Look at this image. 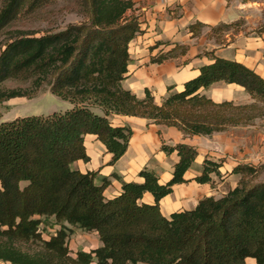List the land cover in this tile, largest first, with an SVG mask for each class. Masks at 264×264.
Returning a JSON list of instances; mask_svg holds the SVG:
<instances>
[{
  "label": "trees",
  "instance_id": "trees-1",
  "mask_svg": "<svg viewBox=\"0 0 264 264\" xmlns=\"http://www.w3.org/2000/svg\"><path fill=\"white\" fill-rule=\"evenodd\" d=\"M50 0H4L0 30L27 7ZM83 20L65 29L16 32L0 49V117L3 102L15 97L32 98L49 85L57 96L74 107L47 116L18 117L0 123V260L13 264H264V178L262 166L238 163L237 185L225 195L206 196L191 209L169 217L160 201L186 182L185 173L199 152L185 142L162 143L167 153L177 151L179 160L172 177L162 183L155 170L144 167L142 181H123L122 192L105 195L110 180L97 183V171L73 167L89 161L88 134L97 136L112 154L111 164L127 151L133 130L115 125L111 114L143 117L148 124L176 127L185 136L211 135L232 126L251 125L264 116V77L243 62L212 54L213 61L200 74L155 101L147 89L143 98L123 86L130 63V42L142 31L139 16L128 15L133 0H75ZM238 22L213 28L221 35ZM203 24L191 25L193 34ZM222 32V33H221ZM181 48V49H180ZM180 54L185 47L179 46ZM178 49L151 59L177 56ZM8 82L27 83L12 87ZM216 82L237 84L254 102L215 100L204 93ZM170 87L169 89H171ZM101 108L98 113L95 108ZM161 135V132H159ZM223 159L206 156L199 183L212 182L221 174ZM151 193L154 202L142 201ZM42 217L55 218L60 229L45 239ZM75 228L96 231L101 245L70 255L69 237ZM40 244L33 252L22 243Z\"/></svg>",
  "mask_w": 264,
  "mask_h": 264
},
{
  "label": "crops",
  "instance_id": "crops-1",
  "mask_svg": "<svg viewBox=\"0 0 264 264\" xmlns=\"http://www.w3.org/2000/svg\"><path fill=\"white\" fill-rule=\"evenodd\" d=\"M133 1L134 9L130 11L139 16L142 31L130 42L131 59L123 86L138 97H145L146 90L149 89L155 101H163L171 93L180 91L186 81L198 76L200 68L213 61L212 54L238 60L259 72L260 64L257 58L263 57V42L254 37V39L248 38L242 33H230V30L224 31L219 36L213 32V28L220 24H230L241 18L248 19L252 7L250 0ZM196 23H201L203 26L198 34H193L191 25ZM231 34H233L232 38ZM219 37L221 41L218 40ZM179 46L185 47L184 53L180 54ZM173 49H178L177 56L162 63L151 61L153 57ZM219 84L238 87L245 91L237 84L216 82L204 93L210 96V89ZM170 87L172 88L169 89ZM110 118L115 125H128L133 130L125 154L111 164L112 154L96 135L88 134L85 137V145L90 160H78L73 164L74 168L83 172L97 171V183H100L103 177L108 178L110 183L105 190L106 197L119 195L122 192L123 181H142L139 172L144 167L155 170L162 183L171 179L179 156L177 151L170 154L165 152L161 148L162 139L166 141L165 144L171 146L179 142L188 143L195 146L199 152L192 166L185 173L187 181L174 185L173 192L160 201L163 214L169 217L175 211L194 208L200 199L211 195V184L199 183L195 177L201 174L203 162L208 154L221 156L208 150L209 138L216 133L185 136L176 127L148 124V119L143 117L111 114ZM219 139L217 143L227 151L230 145L225 142L223 136ZM254 144L255 149L264 150L262 140L255 141ZM238 163L231 168L225 166L222 169L228 175ZM229 176L235 179L232 189L237 185L239 176L234 173ZM142 201L153 203L154 198L151 193H146ZM94 234L98 237L97 232ZM100 245L101 241L98 240L95 248Z\"/></svg>",
  "mask_w": 264,
  "mask_h": 264
},
{
  "label": "rangeland",
  "instance_id": "rangeland-1",
  "mask_svg": "<svg viewBox=\"0 0 264 264\" xmlns=\"http://www.w3.org/2000/svg\"><path fill=\"white\" fill-rule=\"evenodd\" d=\"M4 0H0V8ZM251 11L248 19H240L238 23L233 25L229 30L230 33L238 34L242 33L248 38H255L260 40L264 44V0H250ZM75 0H50L45 1L44 5L36 6L34 9L27 7L21 11L12 22L0 30V49L4 48V42L10 38L13 33L16 32H34L37 36L45 32H55L65 29L69 23H79L83 20V15L76 10ZM133 14L132 11L127 13ZM227 31V30H226ZM222 33V32H221ZM233 34H231V38ZM253 38V39H254ZM221 41L220 37L218 39ZM223 42V41H222ZM264 48V47H263ZM258 64H260V74L264 75V49L263 57L257 58ZM8 86L12 87H27V83H14L8 82ZM209 95L215 100H233L236 103H251L255 100L252 99L249 93L238 87H232L228 85L219 84L210 89ZM141 98V97H140ZM264 106V103H260ZM74 107V104L69 100H65L56 94H54L49 85H43L37 96L28 97H15L11 98L1 105V117L2 121L13 120L18 117L32 116V115H50L55 112L63 113ZM98 113H103L101 108H95ZM224 133L214 134L209 138L208 150L211 153H218L221 156L216 157L213 155H207L216 161L223 159V166L225 168H231L235 163H250L256 166H262V170L259 172L258 179L264 178V150L254 148L255 141L262 140L264 144V116L254 120L251 125L244 126H232ZM223 136L225 142L230 146L227 147V151L222 149L217 143L220 137ZM227 137V138H226ZM244 139V140H243ZM166 142L162 139V143ZM241 142H243L241 145ZM232 144V145H231ZM246 144V145H244ZM162 148V146H161ZM237 165V164H236ZM235 165V166H236ZM204 166V162H203ZM221 167V174L217 175L212 173V190L211 195L215 197H221L225 195L229 189H231L235 179L229 178L232 171H223ZM234 168V167H233ZM232 168V170H233ZM228 171V170H227ZM240 179V175L237 174ZM40 224V230L45 239H48L51 234H55L60 229V225L55 222V218H44ZM96 231H83L75 228V232L68 239V246L70 255L75 257L79 251H89L97 246L99 236L94 234ZM22 248L26 251L33 252L41 249L40 244L33 242L22 243ZM254 259H247V263H254ZM0 264H13L10 262H4L0 260Z\"/></svg>",
  "mask_w": 264,
  "mask_h": 264
},
{
  "label": "built area",
  "instance_id": "built-area-1",
  "mask_svg": "<svg viewBox=\"0 0 264 264\" xmlns=\"http://www.w3.org/2000/svg\"><path fill=\"white\" fill-rule=\"evenodd\" d=\"M4 262H7V261H4ZM9 262V261H8ZM11 263V262H10Z\"/></svg>",
  "mask_w": 264,
  "mask_h": 264
}]
</instances>
